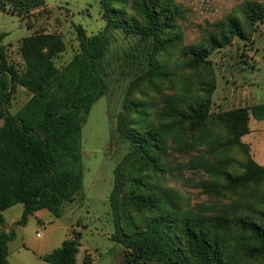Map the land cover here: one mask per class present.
<instances>
[{
	"label": "trees",
	"instance_id": "obj_1",
	"mask_svg": "<svg viewBox=\"0 0 264 264\" xmlns=\"http://www.w3.org/2000/svg\"><path fill=\"white\" fill-rule=\"evenodd\" d=\"M97 1L103 31L87 36L74 25L80 50L62 68L54 62L64 51L58 35L35 33L23 38L19 68L8 61L6 35L0 34V226L2 213L16 204L23 206L18 225L42 210L58 218L62 204L81 192V129L92 105L109 91L97 68L107 50L106 32L119 30L160 51L179 43L176 29L182 12L175 0ZM8 4L30 9L42 6L43 0H0V7ZM261 24L264 4L244 2L214 33L185 47L183 54L193 66L211 69L209 58L214 52L248 42ZM18 87L30 97L12 114L9 109ZM213 89V84L208 86L205 96L184 111L171 102L168 115L190 134L208 122L223 129L224 147L239 149L241 160L235 170H228L234 163L230 159L211 165L209 172L223 181L214 183L212 190L223 187L237 193L239 200L205 222L186 216L143 173L155 170L165 155V129L123 127L120 131L131 150L114 170L109 200L111 240L123 247L126 264H264V166L241 143L250 132V117L264 121V102L214 113ZM15 237L14 231H0V264H10L7 244ZM78 237L38 258L48 264H77ZM82 264H90L87 257Z\"/></svg>",
	"mask_w": 264,
	"mask_h": 264
},
{
	"label": "rangeland",
	"instance_id": "obj_2",
	"mask_svg": "<svg viewBox=\"0 0 264 264\" xmlns=\"http://www.w3.org/2000/svg\"><path fill=\"white\" fill-rule=\"evenodd\" d=\"M247 1L264 4V0H175L182 12L176 29L179 43L166 51L119 30L106 32L107 50L97 68L109 91L92 105L81 129L82 190L62 204L58 218L37 212L18 225L22 204L2 213V228L17 234V240L9 244L10 263L48 264L37 253L48 254L78 234L77 264L86 257L90 264H126L123 247L111 240L114 225L109 200L114 170L131 150L120 131L123 127L130 131L152 125L165 129V155L155 170L143 173L150 185L165 191L186 216L205 222L235 206L238 194L223 187L212 190L214 183L223 181L208 169L216 161L230 159L234 163L228 170H235V163L241 160L239 149L224 147L223 129L213 122L190 134L172 120L167 107L172 102L184 111L200 101L212 84L214 113L264 102V24L248 42L214 52L209 58L211 69L193 66L183 54L185 47L202 43ZM74 25L81 26L87 36L103 31L105 23L97 0H43L42 6L30 9L10 4L0 7V34L6 35L7 58L19 68L20 42L35 33L58 35L64 51L54 60L55 65L62 68L68 64L80 50ZM29 97L18 87L10 113L17 112ZM249 130L241 143L247 145L251 158L264 166V121L250 117Z\"/></svg>",
	"mask_w": 264,
	"mask_h": 264
},
{
	"label": "crops",
	"instance_id": "obj_3",
	"mask_svg": "<svg viewBox=\"0 0 264 264\" xmlns=\"http://www.w3.org/2000/svg\"><path fill=\"white\" fill-rule=\"evenodd\" d=\"M23 211V210H22ZM40 212H45L44 210H42V211H40ZM4 223V222H3ZM3 227V225L2 226H0V231H5V232H9L8 231V229L7 228H2ZM16 234V233H15ZM15 240H17V234H16V237H15V239L14 240H12L11 242H14ZM11 242H9L8 244H7V248H8V261H9V244L11 243ZM41 255H45V254H43V253H40V252H38L37 253V256L39 257V256H41ZM10 263V262H9ZM10 264H12V263H10Z\"/></svg>",
	"mask_w": 264,
	"mask_h": 264
},
{
	"label": "built area",
	"instance_id": "obj_4",
	"mask_svg": "<svg viewBox=\"0 0 264 264\" xmlns=\"http://www.w3.org/2000/svg\"><path fill=\"white\" fill-rule=\"evenodd\" d=\"M37 236H39V235H37Z\"/></svg>",
	"mask_w": 264,
	"mask_h": 264
}]
</instances>
